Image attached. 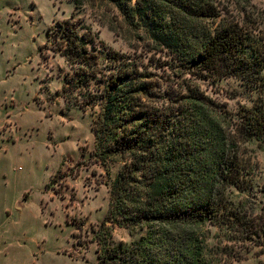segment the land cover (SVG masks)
<instances>
[{
    "label": "trees",
    "instance_id": "trees-1",
    "mask_svg": "<svg viewBox=\"0 0 264 264\" xmlns=\"http://www.w3.org/2000/svg\"><path fill=\"white\" fill-rule=\"evenodd\" d=\"M94 1L116 11L126 52L74 11L43 48L70 68L65 102L92 113L89 158L118 166L103 225L141 233L101 262L233 264L264 252L246 147L264 149V10L252 0ZM223 79L241 87L235 109L207 92Z\"/></svg>",
    "mask_w": 264,
    "mask_h": 264
},
{
    "label": "rangeland",
    "instance_id": "rangeland-1",
    "mask_svg": "<svg viewBox=\"0 0 264 264\" xmlns=\"http://www.w3.org/2000/svg\"><path fill=\"white\" fill-rule=\"evenodd\" d=\"M252 3L264 10V0ZM0 10V264H112L101 262L98 253L109 257L110 248H127L141 233L103 225L118 166L89 158L92 113L65 102L59 82L51 79L61 76L64 85L70 68L43 47L41 62L53 74L41 83L38 47L74 11L98 40L126 52L129 42L117 35L116 11H104L94 0L76 8L73 0H18ZM52 54L58 56L50 61ZM239 89L236 80L223 79L207 92L235 109L231 95ZM246 147L264 205V149ZM244 255L233 264H264L261 247Z\"/></svg>",
    "mask_w": 264,
    "mask_h": 264
},
{
    "label": "crops",
    "instance_id": "crops-1",
    "mask_svg": "<svg viewBox=\"0 0 264 264\" xmlns=\"http://www.w3.org/2000/svg\"><path fill=\"white\" fill-rule=\"evenodd\" d=\"M16 1H18V0H0V7H1V5L3 4V3H5V2H16ZM50 1H53V0H50ZM65 2H68V1H65ZM60 3H62V2H60ZM12 11V10H11ZM0 13H2V11L0 10ZM33 11L31 10L30 11V14L31 15H33ZM10 15V14H9ZM3 16H5L4 14H2V17ZM11 16H12V13H11ZM26 20V19H25ZM48 33H49V31H48ZM48 39H49V35H48V38L46 39V41L45 42H43V43H41L40 45H39V47H38V56H39V64L41 65V70H42V80H41V83H42V81H43V78L45 77V76H47V72H50V77L52 76V74L53 73H51V72H53V71H51L50 69H48L47 67H44V65L42 64V62H41V60H42V56H41V52H40V48L41 47H44L45 45H48ZM48 51H51L50 49H47ZM54 53V52H53ZM2 54H3V52H2ZM1 54V55H2ZM58 56V55H57ZM57 56L56 55H54V54H52V55H50V56H48V60H54V59H56L57 58ZM61 59H62V62L65 64V62H64V59L61 57V56H59ZM66 65V64H65ZM52 81L53 80H57L58 82H59V84H60V88L63 86V83H62V77L61 76H56L55 75V77H52V79H51ZM41 90V89H40ZM2 195H6V192L5 191H3L2 192ZM7 198V197H6ZM4 198H3V196L1 197V200H3ZM24 201L26 200V197H24V199H23Z\"/></svg>",
    "mask_w": 264,
    "mask_h": 264
}]
</instances>
